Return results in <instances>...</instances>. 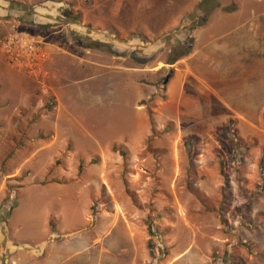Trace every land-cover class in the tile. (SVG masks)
Wrapping results in <instances>:
<instances>
[{"label": "rangeland", "instance_id": "obj_1", "mask_svg": "<svg viewBox=\"0 0 264 264\" xmlns=\"http://www.w3.org/2000/svg\"><path fill=\"white\" fill-rule=\"evenodd\" d=\"M179 1L0 0V40L22 31L50 52L39 78L0 49V244L42 248L50 220L63 234L39 264H264L260 146L235 121L175 114L167 62L195 23L164 29Z\"/></svg>", "mask_w": 264, "mask_h": 264}, {"label": "crops", "instance_id": "obj_2", "mask_svg": "<svg viewBox=\"0 0 264 264\" xmlns=\"http://www.w3.org/2000/svg\"><path fill=\"white\" fill-rule=\"evenodd\" d=\"M203 1L180 0L177 8H173L175 16L164 24V29L168 30L185 19L196 23L191 34L194 44L190 54L182 56L174 64L170 88L177 107L175 114L206 122L235 121L238 136L243 140L253 139L255 148L259 145L261 152L258 151L264 156V0H233L236 9L232 12L224 11L223 6H214L212 3L215 1ZM225 1L219 0V3ZM111 17L114 19L110 21L114 23L123 18L125 24H129L128 21L133 24L134 21L133 14L127 17L121 10ZM102 21L107 19L103 17L100 6L94 22ZM55 49L67 55L70 53L61 44ZM215 106L224 109L220 117L212 116ZM205 114L208 117L203 119ZM108 214L102 216L107 217ZM88 215L86 217L91 224L95 216ZM10 217L7 225L0 224V235L7 230L11 235ZM49 225V236L42 248L28 246L21 241L18 245L3 242L0 250L6 245L14 251L11 264H39L40 259L47 256L48 243L58 241L63 234L54 228L58 237L51 238L50 220ZM129 231L133 238H137L130 226ZM182 258L170 264H177ZM137 259L136 256L133 258V264H139ZM0 264H4L1 258Z\"/></svg>", "mask_w": 264, "mask_h": 264}, {"label": "built area", "instance_id": "obj_3", "mask_svg": "<svg viewBox=\"0 0 264 264\" xmlns=\"http://www.w3.org/2000/svg\"><path fill=\"white\" fill-rule=\"evenodd\" d=\"M0 49L14 68L34 77L45 78L47 75L46 64L50 60V52L44 42L35 36L13 31L0 40Z\"/></svg>", "mask_w": 264, "mask_h": 264}, {"label": "trees", "instance_id": "obj_4", "mask_svg": "<svg viewBox=\"0 0 264 264\" xmlns=\"http://www.w3.org/2000/svg\"><path fill=\"white\" fill-rule=\"evenodd\" d=\"M210 1H214V0H204L203 2H206V3H207V2H210ZM235 9H236V6H235L234 4H232V5L228 6V7L223 8L224 11H228V12H232V11H234ZM187 20H188V19H187ZM188 21H190V20H188ZM195 27H196V23L184 27L185 29H184V28L176 29V30H181V31H183V33L185 34V35H184L185 41L189 44V46H188L187 50L184 52V55H183V56L190 54V52H191V50H192V47H193V44H194V39H193V37L191 36V34H192V30H193ZM176 30H175V31H176ZM184 31H185V32H184ZM173 32H174V31H173ZM173 32H170L169 34L172 35ZM181 57H182V56L174 55L171 59H169V61H168L167 63H169V64H173V63H175L177 60H179ZM168 80H169V78L166 80V82H167ZM149 112H150V116L152 117V111L150 110ZM113 149H114V150H121L122 155H123V156H126V151H125L122 147H120V146H118V145L115 144V145H113ZM7 216H8V215H7ZM7 218H8V217H7Z\"/></svg>", "mask_w": 264, "mask_h": 264}]
</instances>
